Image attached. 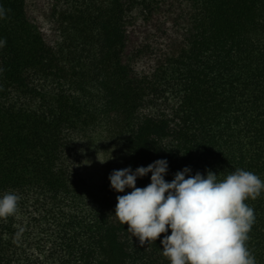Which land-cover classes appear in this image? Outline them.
Listing matches in <instances>:
<instances>
[{"label": "trees", "instance_id": "1", "mask_svg": "<svg viewBox=\"0 0 264 264\" xmlns=\"http://www.w3.org/2000/svg\"><path fill=\"white\" fill-rule=\"evenodd\" d=\"M0 264H264V0H0Z\"/></svg>", "mask_w": 264, "mask_h": 264}]
</instances>
